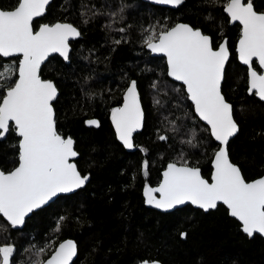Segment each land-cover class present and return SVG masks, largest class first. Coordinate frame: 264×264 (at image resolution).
I'll return each mask as SVG.
<instances>
[{"label":"trees","instance_id":"trees-1","mask_svg":"<svg viewBox=\"0 0 264 264\" xmlns=\"http://www.w3.org/2000/svg\"><path fill=\"white\" fill-rule=\"evenodd\" d=\"M224 3L184 0L172 9L140 0L50 1L43 20H66L81 35L69 42L67 62L56 55L47 58L41 78L57 87L53 101L57 130L73 138L79 154L74 163L90 179L82 188L33 211L21 228L12 229L0 216V245L8 243L16 249L12 264H30L35 257L25 250L48 244L42 260L65 238L77 245L71 264H138L144 259L160 264H264V239L243 234L221 204L206 212L184 205L163 213L145 207L141 196L142 186L156 184L167 162L186 161L208 179L217 148L207 127L194 115L182 85L166 76L164 59L144 49L142 29L150 25L186 22L208 34L214 47L227 39L230 53L221 91L233 106L239 127L227 145L229 159L246 181L264 172V102L246 91L245 68L233 53L239 26L228 24ZM252 3L264 13V0ZM0 4L9 6L15 0H0ZM112 12L120 15L113 18ZM109 24L111 28L106 27ZM116 40L121 43L115 44ZM3 62L16 64L17 58H0ZM133 80L144 121L133 137L137 148L127 152L116 141L108 115ZM89 117L96 118L99 126H86ZM169 121H175L177 131L170 130ZM193 130L195 140L189 144ZM160 135L168 139L160 140ZM16 143L14 133L0 140V169L9 170L16 162ZM145 161L147 172L142 175ZM61 216L66 219L54 231Z\"/></svg>","mask_w":264,"mask_h":264},{"label":"snow or ice","instance_id":"snow-or-ice-1","mask_svg":"<svg viewBox=\"0 0 264 264\" xmlns=\"http://www.w3.org/2000/svg\"><path fill=\"white\" fill-rule=\"evenodd\" d=\"M155 2L179 6L183 0ZM49 3L50 0H15L12 7H0V58L18 59V64L0 63V140L10 133L19 138L14 145L18 148L16 166L7 171L0 169V215L13 228L23 225L30 213L58 194L74 192L90 179L72 162L79 155L73 138L64 137L57 130L53 108L57 87L53 81L41 78V65L49 55L59 53L65 61L69 60V40L81 35L76 26L67 22L42 23L38 29L34 28L35 18L45 14ZM223 8L230 22H239L241 26L236 52L239 61L247 66L248 92L264 101V13L254 10L252 0H225ZM109 15L115 18L120 13ZM106 27L111 28V24ZM142 32L143 45L152 53L163 54L167 75L182 82L195 113L207 123L211 136L220 144L213 153L211 182L203 177L199 167L189 166L186 161L179 166L169 163L157 187L145 185L146 204L167 211L190 202L207 211L222 202L249 237L254 233L264 234V177L246 181L240 168L230 162L227 151L229 139L239 131L233 106L221 91L229 59L227 39L214 48L208 35L185 23L150 25ZM114 43L120 44L121 40ZM254 61L261 71L253 66ZM152 87L157 88V83L153 82ZM111 121L117 139L125 148H133V133L144 121L135 80L124 92L122 106L111 109ZM85 123L99 126L95 119ZM169 123L173 125L171 131L178 130L175 121ZM195 136L193 130L187 143L193 144ZM158 138L168 139L165 135ZM142 168L146 174L147 161ZM65 219L58 218L54 231L60 230ZM185 235L181 233L182 237ZM48 247V244L44 247L33 244L26 249L35 257L30 264H70L77 255L75 242L65 240L49 258L41 260ZM15 251L12 244L0 245V264H12Z\"/></svg>","mask_w":264,"mask_h":264},{"label":"water","instance_id":"water-1","mask_svg":"<svg viewBox=\"0 0 264 264\" xmlns=\"http://www.w3.org/2000/svg\"><path fill=\"white\" fill-rule=\"evenodd\" d=\"M142 1H146V2H148V3H150V4H153V5H158V6H163V7H167V8H172V9H174V8H176L177 6H172V5H167V4H159V3H156L155 2V0H142ZM255 10V9H254ZM222 12H223V14L227 17V19H228V23L229 24H233V23H236V24H238L239 25V27H240V30H241V26H240V24H239V22H230V18H229V16H228V14L224 11V8H222ZM258 13H263V12H259V11H257ZM55 23V22H54ZM63 23V22H62ZM176 23H185V24H187L186 22H181V21H178V22H175L174 24H176ZM173 24V25H174ZM189 25V24H188ZM172 26V25H171ZM39 27V26H38ZM38 27L36 28V29H38ZM207 35V34H206ZM239 36H240V31H239ZM239 36L237 37V39H236V42H235V47H234V52H235V57H236V60H237V62L239 63V64H241L242 66H245L246 67V76H247V66L246 65H243L240 61H239V59H238V54H237V52H236V46H237V42H238V39H239ZM76 38V37H75ZM75 38H71L69 41H71V40H74ZM223 40V39H222ZM222 40L220 41V42H222ZM219 42V43H220ZM219 43L217 44V46L216 47H218V45H219ZM145 47V46H144ZM215 48V47H214ZM145 50H147L148 52H149V55L150 56H159V57H162L163 59H164V63H165V73H166V76L171 80V81H174V82H176V83H178V84H180V85H182V87H183V90H184V86H183V84H182V82H180V81H175L172 77H169L168 75H167V63H166V58L163 56V54H160V53H152L147 47H145ZM57 55L58 57H60L63 61H65L64 60V58L63 57H61L60 55H59V53H51L50 55H49V57L51 56V55ZM10 58H13V57H10ZM3 59H7V58H3ZM66 62V61H65ZM16 64H18V59H17V62H16ZM256 65H257V67L259 68V65H258V62H256ZM260 69V68H259ZM261 71V70H260ZM43 79V78H42ZM45 80H49V79H45ZM128 87V86H127ZM127 87H126V89H127ZM126 89H125V91H126ZM124 91V92H125ZM246 91L248 92V77H247V80H246ZM184 93H185V95H186V97H187V93H186V91L184 90ZM249 93V92H248ZM124 94V93H123ZM254 95V94H253ZM255 96V95H254ZM255 98H257L258 100H260L257 96H255ZM187 101L189 102V104L191 105V108H192V111H193V113H194V115L199 119V121L201 122V123H203L206 127H207V129H208V132H209V135H210V137L212 138V140L215 142V144L217 145V148H216V150H218V148L220 147V144H219V142L218 141H216L215 140V138L214 137H212L211 136V132H210V127L207 125V123L205 122V121H203V120H201L200 118H199V116L195 113V109H194V106H193V104H192V101L190 100V99H188L187 98ZM261 101V100H260ZM261 102H264V101H261ZM122 104H123V97H122V101H121V104H120V106H122ZM119 106V107H120ZM91 119V118H90ZM90 119H86L85 121H87V120H90ZM110 121H111V115H110ZM85 125H87L86 123H85ZM87 126H90V125H87ZM93 127H95V126H93ZM111 127H112V129H113V131H114V135H115V139H116V141L119 143V144H121V146L124 148V150L125 151H128V152H132V151H134V149H135V147H133V148H131V149H128V148H125L124 146H123V144L117 139V136H116V132H115V128H114V126H113V124H112V121H111ZM141 130V128L140 129H138L137 131H135V132H138V131H140ZM134 132V133H135ZM15 134V133H14ZM16 136V135H15ZM17 137V136H16ZM64 137H68V136H64ZM232 138V137H231ZM230 138V139H231ZM17 139H19L18 137H17ZM229 139V140H230ZM17 144H18V140H17ZM17 150H18V148H17ZM215 150V151H216ZM214 151V152H215ZM213 152V153H214ZM76 158V157H75ZM75 158H73V161L72 162H74V159ZM212 160H213V154H212V157H211V160H210V173H209V178L207 179V180H209V182H211V174H212V171H213V167H212ZM231 162V161H230ZM169 163H173V162H167L166 164H165V166L160 170V177H159V180H158V182L155 184V185H153V186H149V187H157L158 185H159V182L161 181V179H162V173H163V171L167 168V165L169 164ZM178 166L180 165V164H177ZM189 166H191V165H189ZM85 175V174H84ZM86 175H88V174H86ZM261 177H264V172L261 174V175H259V176H257V177H255V178H253V179H250V180H247L248 182H251V181H253V180H255V179H258V178H261ZM206 179V178H205ZM145 188V187H144ZM144 188L142 189V197H143V204H144V206L145 207H148V208H151V209H154V210H156V211H158V212H163V213H165V212H170V211H172L173 209H176V208H180V207H182V206H184V205H190L191 207H193V208H198V209H200V210H202L203 212H206L204 209H202V208H199L198 206H196V205H192L190 202H186L185 204H183V205H179V206H176V207H174L173 209H171V210H167V211H165V210H161V209H157V208H155L154 206H152V205H148V204H146V202H145V200H146V198H145V196H144ZM72 193V192H71ZM66 194H69V193H66ZM66 194H58V195H66ZM57 195V196H58ZM156 196H157V198H159V194L158 193H156L155 194ZM55 198V197H54ZM53 198V199H54ZM52 199V200H53ZM51 200V201H52ZM51 201H49V202H51ZM48 202V203H49ZM218 204H221L225 209H226V212H227V215L230 217V218H232V219H234L238 224H239V230L243 233V234H245L246 236H248L246 233H244L243 231H242V225H241V222L237 219V218H235V217H232L231 215H230V210L227 208V206L226 205H224L222 202H218L217 203V205ZM209 210H213V209H209ZM34 211H36V210H34ZM208 211V210H207ZM31 214V213H30ZM29 214V215H30ZM29 215L27 216V217H29ZM1 216V218L5 221V222H7V220L2 216V215H0ZM26 217V218H27ZM25 218V219H26ZM8 223V222H7ZM9 224V223H8ZM9 226H10V224H9ZM11 227V226H10ZM22 227V225L21 226H18V227H15V228H13V227H11L12 229H18V228H21ZM254 234H256V235H258V236H260L262 239H264V234H260V233H254ZM249 237V236H248ZM65 240H71V239H68V238H65V239H63V240H61V241H59L55 246H54V248L52 249V251L46 256V258L44 259V260H46L47 258H49L50 257V255L52 254V252L54 251V249L56 248V247H58L59 246V243H61V242H63V241H65ZM73 241V240H72ZM75 258V256L73 257V259ZM73 259H72V261H73ZM71 261V262H72ZM143 261H149V262H159V261H157V260H146V259H144V260H141L138 264H142V262ZM71 262H70V264H71ZM159 264H160V262H159Z\"/></svg>","mask_w":264,"mask_h":264},{"label":"flooded vegetation","instance_id":"flooded-vegetation-1","mask_svg":"<svg viewBox=\"0 0 264 264\" xmlns=\"http://www.w3.org/2000/svg\"><path fill=\"white\" fill-rule=\"evenodd\" d=\"M51 1V0H50ZM140 1H142V0H140ZM184 1V0H183ZM142 2H145V3H148V2H146V1H142ZM245 2H247V0L245 1ZM148 4H150V3H148ZM6 4H0V7H3V8H9V7H12V6H14V4H9V6H5ZM151 5H153V4H151ZM155 6H158V5H155ZM223 8V7H222ZM47 9V8H46ZM44 16V15H43ZM43 16L42 17H39V18H35V20H34V28H37L40 24H42V23H49V24H51V23H54V22H67V23H70V22H68V21H66V20H61V19H59V20H56V21H53V22H47V21H45V20H43ZM227 18V17H226ZM227 21H228V19H227ZM72 24V23H71ZM229 24V23H228ZM233 24H236V23H233ZM229 25H232V24H229ZM238 25V24H237ZM239 26V25H238ZM239 31H240V27H239ZM205 34V33H204ZM208 35V34H207ZM209 36V35H208ZM80 37V36H79ZM78 37H76L75 39H77ZM74 39V40H75ZM222 39H225V37H223ZM221 39V40H222ZM220 40V41H221ZM71 41H73V40H71ZM71 41H69V42H71ZM219 41V42H220ZM218 42V43H219ZM217 43V44H218ZM217 46V45H216ZM235 47V46H234ZM144 49H145V47H144ZM147 51V50H146ZM148 52V51H147ZM230 53V52H229ZM233 53L235 54V52H234V48H233ZM55 55V54H54ZM148 55H149V52H148ZM52 56V55H51ZM57 56V55H56ZM155 57H159V56H155ZM60 58V57H59ZM236 58V57H235ZM3 59V58H2ZM7 59H9V58H7ZM237 61V60H236ZM65 62V61H64ZM67 62V61H66ZM241 65V64H240ZM242 66V65H241ZM253 66L257 69V71L259 72L260 71V69L257 67V65H256V62L254 61V64H253ZM244 68H245V72H246V67L245 66H243ZM44 79V78H43ZM246 80H247V76H246ZM246 80H245V82H246ZM130 82L131 81H129L126 85H125V87H124V90H123V92H122V95H121V99H120V102H119V104L117 105V106H115V107H119L120 106V104H121V101H122V97H123V93H124V91H125V89H126V87L130 84ZM137 92H138V90H137ZM248 93V92H247ZM138 94H139V92H138ZM249 94V93H248ZM115 107H112V108H115ZM111 108V109H112ZM111 109H110V111H109V115H108V119H109V122H110V125H111V121H110V115H111ZM95 119V120H97L96 118H94V117H89V118H86V119ZM85 119V120H86ZM85 120H84V124H85ZM98 121V120H97ZM87 126V125H86ZM88 127H93V126H88ZM95 127H97V126H95ZM95 127H93V128H95ZM142 128V127H141ZM113 130V129H112ZM139 132V131H138ZM138 132H135V133H133V137H134V135L136 134V133H138ZM113 133H114V131H113ZM114 137H115V135H114ZM18 140V139H17ZM133 144H134V142H133ZM16 145H17V143H16ZM121 145V144H120ZM134 147H135V149L137 148L136 146H135V144H134ZM123 148V147H122ZM124 149V148H123ZM134 149V150H135ZM128 152V151H127ZM16 166V162L11 166V168L9 169V170H11L13 167H15ZM142 169V175H144V173H145V171L143 170V168H141ZM7 171V170H6ZM85 174H88V173H85ZM82 175H84V174H82ZM153 185H155V184H153ZM153 185H148V186H153ZM145 187V185L144 186H142V188H141V194H142V189ZM70 194V193H69ZM59 196V195H58ZM142 196V195H141ZM57 197V196H56ZM55 199V198H54ZM53 199V200H54ZM52 200V201H53ZM142 200H143V197H142ZM51 201V202H52ZM50 203V202H49ZM49 203H47V204H49ZM46 204V205H47ZM45 205V206H46ZM45 206H43V207H45ZM42 207V208H43ZM30 216V215H29ZM46 258V257H45ZM44 258V259H45ZM44 259H42V260H44Z\"/></svg>","mask_w":264,"mask_h":264},{"label":"rangeland","instance_id":"rangeland-1","mask_svg":"<svg viewBox=\"0 0 264 264\" xmlns=\"http://www.w3.org/2000/svg\"><path fill=\"white\" fill-rule=\"evenodd\" d=\"M9 59H11V58H9ZM3 63H9V62H3Z\"/></svg>","mask_w":264,"mask_h":264}]
</instances>
